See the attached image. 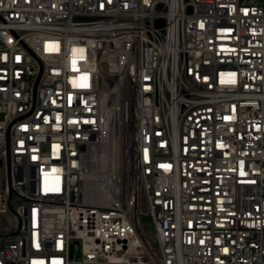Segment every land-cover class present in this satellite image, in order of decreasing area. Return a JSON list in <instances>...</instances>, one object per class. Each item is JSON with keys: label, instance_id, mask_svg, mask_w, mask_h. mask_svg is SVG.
Wrapping results in <instances>:
<instances>
[{"label": "built area", "instance_id": "1", "mask_svg": "<svg viewBox=\"0 0 264 264\" xmlns=\"http://www.w3.org/2000/svg\"><path fill=\"white\" fill-rule=\"evenodd\" d=\"M8 133L0 264H264V0H0Z\"/></svg>", "mask_w": 264, "mask_h": 264}, {"label": "rangeland", "instance_id": "2", "mask_svg": "<svg viewBox=\"0 0 264 264\" xmlns=\"http://www.w3.org/2000/svg\"><path fill=\"white\" fill-rule=\"evenodd\" d=\"M6 185V176L2 168H0V235L2 237L8 238L11 236V233L16 231L18 220L14 215V201L18 202L14 199V193L12 198L10 199L9 195L5 191ZM143 225L146 229L147 234L152 238L153 236V226L151 225V220L149 218H143ZM0 240V245H1ZM75 256L77 259L81 258V250L79 247L75 250ZM83 264H117V263H102V262H88Z\"/></svg>", "mask_w": 264, "mask_h": 264}, {"label": "water", "instance_id": "3", "mask_svg": "<svg viewBox=\"0 0 264 264\" xmlns=\"http://www.w3.org/2000/svg\"><path fill=\"white\" fill-rule=\"evenodd\" d=\"M161 7V5H160ZM164 23V20L163 19H158L157 21V24L158 25H162ZM7 182H8V189H9V197L10 199L12 198L13 196V193H14V187H13V180H18L19 176L17 175H14L13 174V171H12V168H11V156H10V153H9V133L7 135ZM15 232L11 233V235H14Z\"/></svg>", "mask_w": 264, "mask_h": 264}, {"label": "bare ground", "instance_id": "4", "mask_svg": "<svg viewBox=\"0 0 264 264\" xmlns=\"http://www.w3.org/2000/svg\"><path fill=\"white\" fill-rule=\"evenodd\" d=\"M92 185V184H91ZM89 186L87 187V195L90 196L92 199H99L102 198V195H104V187L103 183L102 185H98L97 187L93 185V188Z\"/></svg>", "mask_w": 264, "mask_h": 264}]
</instances>
